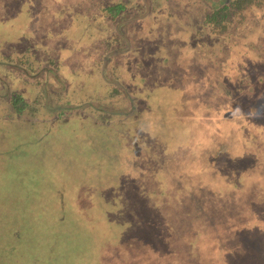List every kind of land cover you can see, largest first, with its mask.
Here are the masks:
<instances>
[{
	"label": "rangeland",
	"instance_id": "1",
	"mask_svg": "<svg viewBox=\"0 0 264 264\" xmlns=\"http://www.w3.org/2000/svg\"><path fill=\"white\" fill-rule=\"evenodd\" d=\"M223 1L0 0V264H264V11L201 35Z\"/></svg>",
	"mask_w": 264,
	"mask_h": 264
},
{
	"label": "trees",
	"instance_id": "2",
	"mask_svg": "<svg viewBox=\"0 0 264 264\" xmlns=\"http://www.w3.org/2000/svg\"><path fill=\"white\" fill-rule=\"evenodd\" d=\"M121 9V5L119 3H115L112 5H108L105 8V11H107L110 15L115 16V14ZM256 9H262L264 11V0H224L222 3L218 4L215 8H213L212 11L208 12L203 20L202 25L200 28L199 33L201 35L203 34H212V35H220L225 36V26L227 27V24L229 21L234 17H239L240 20L245 19V16L251 15V13ZM260 11V10H258ZM232 17V18H231ZM249 18V17H248ZM260 19L254 20L253 24L249 26L248 24V31H251L253 28L257 27L258 23H260ZM246 32V33H247ZM236 39V37L234 38ZM215 40V37H214ZM215 43V42H214ZM25 58H19V63L22 64L25 62ZM26 63V62H25ZM24 63V64H25ZM27 64V63H26ZM28 65V64H27ZM105 77H107V73L104 74ZM113 99H119L118 92L113 86H109V95L106 97V104L101 108L98 107L99 110H101L106 117L108 115H124V113H117L115 110V106L118 102L113 103ZM10 101L12 104L13 114H21L28 108L27 103L24 101L23 97L20 94H12L10 97ZM12 113L10 115H12ZM63 113H60V115H63ZM96 117V116H95ZM107 172L104 173L107 174L111 171L106 170ZM135 174H139L140 171L136 170L134 171ZM103 175V173L101 174ZM89 192L91 193H98L97 185L95 184V188L90 186L87 187Z\"/></svg>",
	"mask_w": 264,
	"mask_h": 264
}]
</instances>
